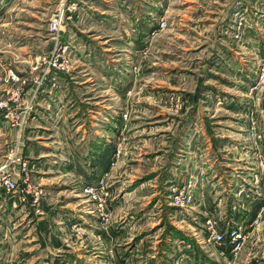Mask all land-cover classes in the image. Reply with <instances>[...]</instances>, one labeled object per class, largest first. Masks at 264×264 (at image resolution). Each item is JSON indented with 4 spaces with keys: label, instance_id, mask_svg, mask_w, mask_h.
Segmentation results:
<instances>
[{
    "label": "rangeland",
    "instance_id": "rangeland-1",
    "mask_svg": "<svg viewBox=\"0 0 264 264\" xmlns=\"http://www.w3.org/2000/svg\"><path fill=\"white\" fill-rule=\"evenodd\" d=\"M0 102V167L44 191L0 264H264V208L238 253L200 234L264 206V0H0Z\"/></svg>",
    "mask_w": 264,
    "mask_h": 264
},
{
    "label": "built area",
    "instance_id": "built-area-1",
    "mask_svg": "<svg viewBox=\"0 0 264 264\" xmlns=\"http://www.w3.org/2000/svg\"><path fill=\"white\" fill-rule=\"evenodd\" d=\"M64 11H61L60 15H57L52 19L51 29L57 31L61 28L64 19ZM166 23L162 21L160 27H165ZM67 48L64 49L66 51ZM5 108L0 102V109ZM21 162L20 170L15 167L17 162ZM29 161H21L19 159H11L3 166L0 167V185L2 186L7 197L4 201H1L2 194L0 192V211H3L4 208L12 209L19 206L24 201L26 195H32L31 205L34 208L36 213H40L42 210L41 202L43 196V190L37 188L33 185L31 179V170H30ZM259 205V204H258ZM253 206L258 209L257 214L252 218L248 217L247 219L242 220V216H235L232 225L227 224V231H224V226L221 221L218 223L216 217H210V209L208 208L205 211V224L206 229L204 232L200 233L202 239L207 244H211L219 250L221 255H227L232 253H238L246 239L249 237L250 233L259 225L260 216L262 214L264 206ZM206 208V207H205ZM251 209L249 212L251 213ZM197 236H200L197 234ZM202 244V241H198ZM183 244L182 252H178V258L182 260V264H201L198 260V251L194 244L190 241H182L178 247ZM179 250V248H178Z\"/></svg>",
    "mask_w": 264,
    "mask_h": 264
},
{
    "label": "crops",
    "instance_id": "crops-1",
    "mask_svg": "<svg viewBox=\"0 0 264 264\" xmlns=\"http://www.w3.org/2000/svg\"><path fill=\"white\" fill-rule=\"evenodd\" d=\"M44 204H45V202H44Z\"/></svg>",
    "mask_w": 264,
    "mask_h": 264
}]
</instances>
